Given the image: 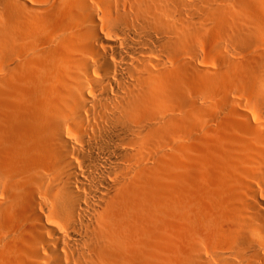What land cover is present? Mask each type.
<instances>
[{"label":"bare ground","instance_id":"obj_1","mask_svg":"<svg viewBox=\"0 0 264 264\" xmlns=\"http://www.w3.org/2000/svg\"><path fill=\"white\" fill-rule=\"evenodd\" d=\"M225 2L0 0V264H160L174 123L178 140L221 149L219 164L245 189L221 201L216 247L191 245L182 264H264V178L257 189L245 177L264 165V0ZM175 6L190 8L196 32L209 20L221 37L203 33L206 61L194 45L180 61L203 88L181 117ZM192 144L175 145L191 166Z\"/></svg>","mask_w":264,"mask_h":264},{"label":"rangeland","instance_id":"obj_2","mask_svg":"<svg viewBox=\"0 0 264 264\" xmlns=\"http://www.w3.org/2000/svg\"><path fill=\"white\" fill-rule=\"evenodd\" d=\"M227 1L228 2H225V4L226 5L229 4L230 5L229 7H231V4H232L231 0L230 1L227 0ZM234 4L236 6L238 4V0H234ZM175 15L183 19V23H176V24L178 25V27L183 28L184 30L183 35H179L178 38L177 36H175L178 39L177 41L178 44H176V47H175V117H181L186 112L187 113L192 112L190 106H188L187 104V101H189L192 97H194L193 95L195 94L197 95L198 91H201L203 88L200 86L198 89L197 86L199 85L197 83L194 84L193 83L194 80H191L193 78L190 79L189 78L191 77L190 75H188L185 71H184L185 73L182 72L183 70L181 68L183 67L180 61L182 59H186L190 55L191 52L193 53V51L195 52L197 51L196 56H197L198 61L203 60V59L204 61H206V57H205L206 52L208 48H210V44H211L209 40L215 38V36L216 38H219L220 34L214 35V37L212 36V34H216L218 32L216 31L217 28H215L214 30L212 27V30L215 31V33L210 29L212 26V23L209 20L206 22L203 21L206 32H202L203 31L202 28H200V30H202L201 33H200V30L196 32L193 24L198 25V23L194 22L196 20L194 17L193 18L195 20L194 21L192 20V22L194 23L191 22L192 14H190V8L188 7L185 8L182 6H175ZM223 25L224 24H222V26ZM227 25H230V24L227 23ZM223 27H224L222 29L223 31L229 32L227 31V29H230L231 26L229 28H225V26ZM191 29H194L193 32ZM209 31L213 33L209 34ZM203 33L205 35L206 33L207 35L209 34L208 35L209 40H208V36H205ZM198 34H202L205 37L203 38L202 35L199 36ZM193 36L195 39H196L195 36H197V39L195 40ZM210 37H213V38H210ZM192 46L196 50H194ZM197 46L199 49L197 48ZM191 48H193L192 49L193 51L191 50ZM222 75L223 74H221V76L220 75L217 76L219 78H225V79H220L222 81L223 80L225 81L227 80L226 78H229L228 76H225V75L222 77ZM227 82L230 83V81H227ZM182 89H185V90L183 91ZM205 108H207L205 107V105H202V107L200 105V108H198L197 110L198 114L206 115L209 110V107L207 109ZM210 110L212 111V109ZM171 126H172L173 131L169 133L168 140L173 147L172 148L173 152L169 153V155H171L172 157L167 162L168 164H165L163 167L164 171L162 174L161 183H164V184H163V189H161L162 192L160 191L161 194H160V202H159V205H160L159 209L161 210L160 218H159L161 219L159 220L160 221L159 224L161 223L160 224L161 225L160 226V230H161L160 231L161 233L160 242L162 246L164 245L163 248H161L162 255H164L163 257H161V259L163 258L162 259L163 261L161 260L160 262L162 264H182V262L186 258V255L192 249L191 245L195 249L200 250L201 253L203 254H206L210 250V248L216 247V241L218 242L219 239L222 238V237L220 238L222 233L219 231V222L227 219L226 218L227 216L224 215V213L221 214L223 210L221 211L220 209L225 204V200H227V198L232 203L234 202L236 204L237 198H239L238 194L240 193L241 195V192L244 194L245 189H244V186H242V184L240 185L243 188L242 187L240 188L239 180L236 181L235 180L236 177H234L235 176L234 173L233 174L230 173L231 172L230 167L229 168L226 167L228 168L227 170L225 167L223 168L221 164H219L220 163L219 160L223 156L221 155V153L224 154L223 151L222 152L220 151L221 149L219 150L217 147H214L215 149L213 148L211 149V151L206 153L208 150L206 151V147L204 146L205 144L201 143L202 142L201 139L196 140L198 139L196 138V135H194L193 139L189 141L178 140L177 139L178 132H176V130L178 129V126L176 123L172 124ZM221 126H219L220 129L219 127L217 128L218 131H222L221 129H224L225 131V128ZM191 142H193L191 147L195 148L197 151H201L200 154H196V153L194 154L195 158H194L192 166H191V163L186 158L185 159L182 158L179 161L177 156L175 157L176 155L175 148L180 143L186 146ZM216 148L218 150H216ZM218 154L220 158H217ZM182 160L183 162L186 160L184 165L181 162ZM189 166L191 168L195 166L193 171L192 169L186 171L189 168ZM262 166L264 165H259L258 163L254 165H248L250 174H252V176L250 174L245 176L247 177L246 179H250V180L252 179L253 181L255 178L253 185H255L257 189H260L262 186V183L259 182L260 177L264 178V175L259 173V169ZM184 171H186L187 173L189 171H192L190 172V176L186 177L185 183L182 182L183 183L182 184L181 181L179 182L175 181L178 174L183 173ZM186 182L188 184H186ZM180 200L183 202L185 201V206H183L182 208L180 207L182 210L179 208V206L181 205ZM221 201L223 202L222 204H221ZM220 204L222 205L221 207H220ZM179 215L181 217L182 216H185V217L181 218ZM221 215L223 219H221ZM189 218H192V219L190 220ZM230 220L231 219L229 218L228 221ZM131 237L134 238V236H131ZM135 238H138V237L135 235ZM214 264H218V263L214 262Z\"/></svg>","mask_w":264,"mask_h":264}]
</instances>
